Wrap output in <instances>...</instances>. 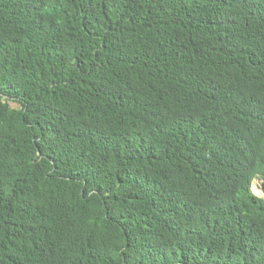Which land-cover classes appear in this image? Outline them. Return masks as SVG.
Returning <instances> with one entry per match:
<instances>
[{
  "label": "trees",
  "instance_id": "1",
  "mask_svg": "<svg viewBox=\"0 0 264 264\" xmlns=\"http://www.w3.org/2000/svg\"><path fill=\"white\" fill-rule=\"evenodd\" d=\"M256 178L264 0H0V264H264Z\"/></svg>",
  "mask_w": 264,
  "mask_h": 264
},
{
  "label": "rangeland",
  "instance_id": "2",
  "mask_svg": "<svg viewBox=\"0 0 264 264\" xmlns=\"http://www.w3.org/2000/svg\"><path fill=\"white\" fill-rule=\"evenodd\" d=\"M10 105L14 108L18 107V105L14 102H10ZM261 185H262V182L259 178H256L254 181H253V184H252V190L254 191V193L256 195H258L259 197H262L264 198V191L262 190L261 188Z\"/></svg>",
  "mask_w": 264,
  "mask_h": 264
}]
</instances>
